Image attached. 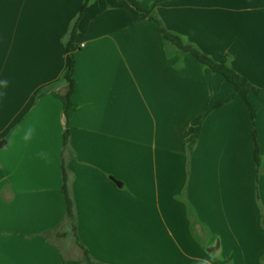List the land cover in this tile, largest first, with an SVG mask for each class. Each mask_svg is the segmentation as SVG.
Wrapping results in <instances>:
<instances>
[{
    "label": "crops",
    "instance_id": "crops-1",
    "mask_svg": "<svg viewBox=\"0 0 264 264\" xmlns=\"http://www.w3.org/2000/svg\"><path fill=\"white\" fill-rule=\"evenodd\" d=\"M137 1L259 89L254 122L223 76L168 53L129 0L86 8L67 120L68 85L50 87L84 0H0V264H88L64 222L67 128L78 240L94 261L264 264V0Z\"/></svg>",
    "mask_w": 264,
    "mask_h": 264
},
{
    "label": "trees",
    "instance_id": "trees-1",
    "mask_svg": "<svg viewBox=\"0 0 264 264\" xmlns=\"http://www.w3.org/2000/svg\"><path fill=\"white\" fill-rule=\"evenodd\" d=\"M92 0H84L80 11L76 17V19L73 21L69 33L67 35V40L65 42V47L68 53V66L62 77L57 81L55 84H53L50 88H54L60 84L66 83L69 87L68 95H67V105L65 108V116L68 120L69 117V110L73 107L72 102V95L76 88V81L74 79V70L76 66V59L74 52L78 48L75 41H76V35L78 31V25L80 21L82 20L85 10L88 7ZM131 4L138 10L143 13H145L149 20L154 24L160 35L162 36L166 49L168 50V53L175 52V53H181V54H191L204 68H208L213 74H220L223 76V78L226 80V82L230 83L236 92L237 95H240L242 99L247 103L251 118L254 122L256 110L255 108L249 103L248 101V95L252 93H258V88L254 86L252 83H250L246 78H244L242 75L237 73L228 63H220L215 61L210 56L203 53L201 50H199L195 45L188 42L183 36L179 35L178 33H174L169 31L161 21V19L154 13L149 10L142 9L138 3L137 0H129ZM49 89V88H48ZM45 91H41L39 93V96H41ZM227 102L221 103L218 106H221L223 104H226ZM195 137L189 152V156L191 155V152L194 150L198 135L200 132V127L195 128ZM254 142H255V162L257 165L261 164V155L259 151L258 144L255 141V130H254ZM71 150L70 148V138H69V130L68 128L65 130L63 135V147H62V194L64 197V200L67 205L66 215L64 218V222L70 227L71 233L74 236L76 242L79 244V246L82 248L84 252L83 261L88 264H102L99 262H96L92 259L88 251L79 243L78 235H77V218H76V212H75V204L71 197L70 189H69V175L66 169V157L67 152ZM53 235L57 237L64 236V234H60L59 231L53 232H46L41 234V236L50 241V239L53 237ZM264 261V258H263Z\"/></svg>",
    "mask_w": 264,
    "mask_h": 264
},
{
    "label": "clouds",
    "instance_id": "clouds-1",
    "mask_svg": "<svg viewBox=\"0 0 264 264\" xmlns=\"http://www.w3.org/2000/svg\"><path fill=\"white\" fill-rule=\"evenodd\" d=\"M7 83H8L7 80L0 81V85H3V86H7ZM33 132H34V129L28 128L23 136V140L26 142L29 141L33 135Z\"/></svg>",
    "mask_w": 264,
    "mask_h": 264
},
{
    "label": "water",
    "instance_id": "water-1",
    "mask_svg": "<svg viewBox=\"0 0 264 264\" xmlns=\"http://www.w3.org/2000/svg\"><path fill=\"white\" fill-rule=\"evenodd\" d=\"M6 144V141H0V148H2Z\"/></svg>",
    "mask_w": 264,
    "mask_h": 264
}]
</instances>
